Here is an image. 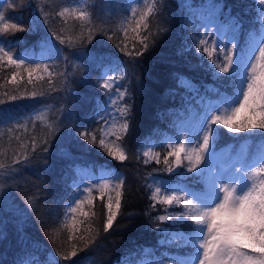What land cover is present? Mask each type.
<instances>
[{"label":"trees","instance_id":"1","mask_svg":"<svg viewBox=\"0 0 264 264\" xmlns=\"http://www.w3.org/2000/svg\"><path fill=\"white\" fill-rule=\"evenodd\" d=\"M131 1L68 0L66 4L61 0H3L0 11L18 20L25 28L31 27V31L8 34L7 39L18 41L13 51L21 56L34 54L38 59L43 52L42 62L50 65L49 72L66 73V77L44 74V80L37 82L34 88L23 74L22 78H17V86L8 83L13 69H0V84L4 85L0 88V99L5 100L0 108L11 109L0 120V162L14 169L0 170L3 173L0 174V185L3 186L0 190V264H52L53 257L58 264H136L141 248H150L154 258L161 259L190 254L187 247L165 242L171 232L156 231L158 222L152 218L158 213L149 208L151 202L145 178L151 173L167 180L169 174L166 171L154 172V169L164 168L163 160L159 165L154 160L146 165L142 153L150 145L174 134L168 118L162 120L159 113L180 106L179 96L174 103L168 95L169 89L176 87L177 75L189 78L201 92L205 86L231 92L220 81L213 80L210 73L196 67L198 60L193 37L204 33L205 29L200 24L203 17L212 13L211 6H222L223 14L217 11L221 23L225 22L231 10V16L239 17L243 21V29L250 31L255 17V12L249 7L253 0H159L160 12L152 20L151 27L153 31L163 30L155 38V44L136 59L125 56L100 32H95L92 43L85 42L82 49L79 46H61L53 36L56 32L67 40L73 31L79 32L78 22L72 19L67 21V25H76L75 29L61 31L66 27L65 22L54 15L60 7L82 4L92 12L96 25L109 29L111 34L119 25L124 10L131 14ZM41 8L49 13L47 24ZM118 34L123 38L122 33ZM243 38L242 35L241 41ZM46 39L50 44H45ZM51 45L62 49L59 58H56ZM128 45L131 49V39ZM81 51L112 53L118 59L114 64L89 68L87 56L76 59ZM48 55H52V59H48ZM204 60L207 62L206 56ZM116 65H119L118 71L113 72ZM106 72L116 73L117 78L124 77L119 83L122 90L127 89L130 127L122 141L128 155L124 162L112 160L99 147L88 144L78 135L84 129L100 135L97 131L100 127L97 106L107 97L105 90L99 88L98 81L102 82L99 78H105ZM33 91L37 93L35 97L31 95ZM13 94L23 98L10 102L8 96ZM40 109L45 110V121L32 117ZM61 110L65 114L70 113L72 119L61 124L50 137L52 143L48 145L49 152L45 153L41 151L40 141L48 132L47 125L64 119ZM221 131L224 135L219 147H228L232 143L230 134L226 130ZM33 137L37 143L35 152L32 150ZM25 143L27 147H21ZM251 143L255 148L259 141ZM166 150V146L153 148L161 154ZM25 156L27 159L23 158ZM14 159L20 162L14 164ZM100 171L119 173L125 178L120 214L113 227L105 232V198L94 193L93 204L85 206L89 216H77L78 222L83 221L78 223L80 231L69 233L60 225L64 222L66 204L75 192V185L83 178H96ZM29 200L31 207L28 206ZM70 234L72 240L68 239ZM80 236L85 240L79 239ZM92 237L95 240L85 247V242ZM74 245L77 256L69 260L60 259V254L72 251Z\"/></svg>","mask_w":264,"mask_h":264},{"label":"snow or ice","instance_id":"2","mask_svg":"<svg viewBox=\"0 0 264 264\" xmlns=\"http://www.w3.org/2000/svg\"><path fill=\"white\" fill-rule=\"evenodd\" d=\"M61 2L67 4L68 0ZM158 4L159 0H142L141 5L138 0L136 6L130 7V15L127 9L124 10L119 25L111 34L109 29L96 25L87 7H60L54 15L65 22L66 27L61 31L75 29L76 25H67V21L72 19L78 22L79 32L73 31L67 40L56 32L53 36L61 46H79L82 49L85 42L92 43L95 32H100L125 56L136 59L155 44V38L163 30L153 31L151 27L152 20L160 12ZM2 6L3 0H0ZM211 7L212 13L203 17L200 24L205 29L204 33L193 37L198 60L196 67L203 68L213 80L220 81L231 92L211 86H205L201 92L189 78L177 75L176 87L169 89L168 95L174 103L179 96L180 106L159 113L162 120L168 118L174 134L150 145L142 153L146 165L153 160L159 165L163 160L164 168L154 169V172L166 171L169 174L167 180L151 173L145 178L151 202L149 208L158 213L150 218L158 222L157 232L172 233L166 243L191 250L185 258L168 257V264H264V0H258V4L253 0L249 6L255 12L250 31L243 29V21L239 17L231 16V10L225 23L218 24L215 17L217 11L223 14L222 6ZM41 13L47 24L49 13L43 8ZM210 28L214 31H209ZM25 31H31V27L25 28L18 20L0 11V69H13L8 83L19 86L17 78L26 74L27 83L35 88L37 82L44 80V74L66 77V73L49 72L50 65L42 62L43 52L38 59L34 54L21 56L13 51L18 41L7 39L8 34ZM118 33H122L123 38ZM129 39L132 41L131 49ZM45 44H50V41L46 39ZM51 48L59 58L62 49L55 45ZM81 56L88 57L89 68L114 64L118 59L112 53L91 51H81L76 59ZM48 59H52V55H48ZM64 59L67 61L68 57ZM118 68L116 65L112 71L116 72ZM105 75L106 79L100 77L102 82L98 81L99 88L105 90L107 97L97 106L96 116L100 124L97 131L100 135L88 129L79 131L78 135L88 144L99 147L112 160L124 162L128 155L122 141L130 127L127 89L122 90L119 83L124 77L117 78L107 72ZM2 87L4 85L0 84ZM31 95L35 97L37 93L33 91ZM22 98L15 94L8 96L10 102ZM4 103L5 100L0 99V105ZM10 111L0 108V120ZM61 114L64 119L47 125L48 132L40 141L41 151L45 153L49 152L48 145L52 143L50 137L61 124L72 119L70 113L65 114L61 110ZM221 129L226 130L232 140L227 148L219 147L224 135ZM108 136H115V140L107 139ZM254 140L259 141L255 148L251 143ZM156 146H166L167 150L163 154L153 151ZM21 147L26 148L27 144ZM36 148V137H33V152ZM23 158L27 159V156ZM19 162L18 159L13 160L14 164ZM0 170L14 169L0 162ZM124 185L125 178L115 172L92 180L90 184H76L60 227L69 233L79 232L78 223L83 221L78 222L77 214L89 216L85 205L93 204L96 198L93 193L97 192L99 197H107L103 205V227L108 232L120 214ZM2 188L0 185V190ZM28 206H32L31 200ZM161 212L163 214H159ZM68 239L72 240L73 236L70 234ZM79 239L85 240V237L80 236ZM94 240L92 237L86 241L85 247ZM76 256L74 245L72 251L60 254V259L69 260ZM139 257L136 264H165L164 259L154 258L150 248H141ZM52 264H58L54 257Z\"/></svg>","mask_w":264,"mask_h":264},{"label":"rangeland","instance_id":"3","mask_svg":"<svg viewBox=\"0 0 264 264\" xmlns=\"http://www.w3.org/2000/svg\"><path fill=\"white\" fill-rule=\"evenodd\" d=\"M139 2H140L141 5H142V0H139ZM137 3H138V0H133V1H131V2H130V7H131V6H136ZM77 5L83 7L82 4H77ZM67 6H76V5H75V3H73V4L71 3V4H68ZM215 18H216L218 24H224V23H225V22L221 23V20H220V17L218 16V14L216 15ZM209 31H214V29L210 28ZM112 75H114V76H116V77L118 76V75H116V73H113ZM106 78H107V76H105V79H106ZM117 115H119V114L117 113ZM37 116H39V117H41V118H40V119H37V118H36ZM32 117H33L35 120H37V121H45V110L40 109L39 111H36L35 113L32 114ZM107 139H109V140H115V136H108ZM222 148H226V147H222ZM110 172H111V171H110ZM110 172H109V171H107V172L102 171V172H100V173L96 176V178H94V179H90V177H86V178H83L80 182H78V183H76V184H80L81 182H83V184H90L92 180H99V178H100L101 176L107 175V174L110 173ZM117 174L121 176V174H119V173H117ZM161 180H164V179H161ZM75 191H76V188H75ZM94 193L97 194V192H94ZM94 193H93V195H94ZM112 195H113V197H114V196H115V193L113 192ZM104 198H105V202H106L107 197L105 196ZM68 202H69V201H68ZM68 202H67V204H68ZM67 204H66V205H67ZM85 206H86V205H85ZM78 215H79V214H77V216H78ZM189 255H190V254L188 253V254H185L184 256L179 257V258H185V257H188ZM169 257H178V256H176V255H174V256L171 255V256H169ZM164 260H165V264H168V256H167V258L164 259Z\"/></svg>","mask_w":264,"mask_h":264}]
</instances>
